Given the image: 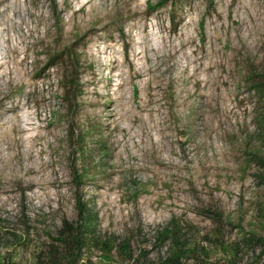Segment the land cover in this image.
<instances>
[{
	"label": "rangeland",
	"instance_id": "374dc122",
	"mask_svg": "<svg viewBox=\"0 0 264 264\" xmlns=\"http://www.w3.org/2000/svg\"><path fill=\"white\" fill-rule=\"evenodd\" d=\"M104 3L0 5V262L264 264V0Z\"/></svg>",
	"mask_w": 264,
	"mask_h": 264
},
{
	"label": "trees",
	"instance_id": "16d2710c",
	"mask_svg": "<svg viewBox=\"0 0 264 264\" xmlns=\"http://www.w3.org/2000/svg\"><path fill=\"white\" fill-rule=\"evenodd\" d=\"M76 89V88H75ZM73 90L76 91V90ZM78 219L74 222L65 221L59 230L56 238H51L50 242H45L35 256V264H78L82 261V252L88 245H104L97 236V215L90 206L78 200L76 206ZM165 229L159 234L160 240L172 241L178 246L172 261L178 264L183 254L184 247L179 246L175 232ZM179 252L181 254H179ZM0 264H7L0 262Z\"/></svg>",
	"mask_w": 264,
	"mask_h": 264
},
{
	"label": "bare ground",
	"instance_id": "6f19581e",
	"mask_svg": "<svg viewBox=\"0 0 264 264\" xmlns=\"http://www.w3.org/2000/svg\"><path fill=\"white\" fill-rule=\"evenodd\" d=\"M6 1H8V0H0V5H2V4H3L4 2H6ZM102 1L106 3L108 0H102ZM115 2H116V1H115ZM87 3H90V2H87ZM105 3H104V4H105ZM10 7H11V6H5V11H9V10H10ZM12 8H13V7H12ZM13 9H14V8H13ZM14 10H15V9H14ZM15 12H16V11H15ZM15 12H14V13H15ZM19 17H20V16H19ZM17 18H18V17H17ZM21 22H22V21H21ZM1 31L3 32V29H2ZM113 114H114V113H113Z\"/></svg>",
	"mask_w": 264,
	"mask_h": 264
}]
</instances>
